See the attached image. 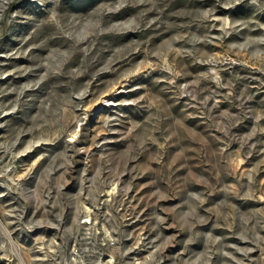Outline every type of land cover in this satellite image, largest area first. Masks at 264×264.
Returning <instances> with one entry per match:
<instances>
[{"label":"rangeland","instance_id":"obj_1","mask_svg":"<svg viewBox=\"0 0 264 264\" xmlns=\"http://www.w3.org/2000/svg\"><path fill=\"white\" fill-rule=\"evenodd\" d=\"M0 264H264V0H0Z\"/></svg>","mask_w":264,"mask_h":264}]
</instances>
